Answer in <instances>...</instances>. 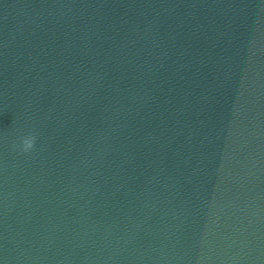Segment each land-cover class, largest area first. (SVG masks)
Listing matches in <instances>:
<instances>
[{
	"label": "water",
	"instance_id": "1",
	"mask_svg": "<svg viewBox=\"0 0 264 264\" xmlns=\"http://www.w3.org/2000/svg\"><path fill=\"white\" fill-rule=\"evenodd\" d=\"M0 264H264V0H0Z\"/></svg>",
	"mask_w": 264,
	"mask_h": 264
},
{
	"label": "clouds",
	"instance_id": "2",
	"mask_svg": "<svg viewBox=\"0 0 264 264\" xmlns=\"http://www.w3.org/2000/svg\"><path fill=\"white\" fill-rule=\"evenodd\" d=\"M35 144V137L34 136H27L24 137L22 140V147H23V151L24 152H28L29 150H31L34 147Z\"/></svg>",
	"mask_w": 264,
	"mask_h": 264
}]
</instances>
